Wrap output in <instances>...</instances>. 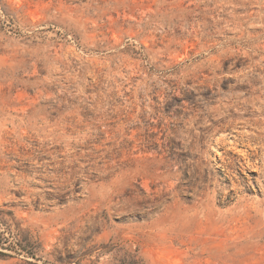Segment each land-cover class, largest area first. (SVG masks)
<instances>
[{
  "label": "rangeland",
  "instance_id": "1",
  "mask_svg": "<svg viewBox=\"0 0 264 264\" xmlns=\"http://www.w3.org/2000/svg\"><path fill=\"white\" fill-rule=\"evenodd\" d=\"M0 264H264V0H0Z\"/></svg>",
  "mask_w": 264,
  "mask_h": 264
},
{
  "label": "trees",
  "instance_id": "2",
  "mask_svg": "<svg viewBox=\"0 0 264 264\" xmlns=\"http://www.w3.org/2000/svg\"><path fill=\"white\" fill-rule=\"evenodd\" d=\"M1 244V243H0Z\"/></svg>",
  "mask_w": 264,
  "mask_h": 264
}]
</instances>
